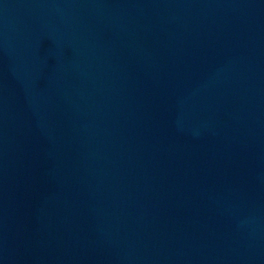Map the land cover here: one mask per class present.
<instances>
[{
	"label": "water",
	"instance_id": "water-1",
	"mask_svg": "<svg viewBox=\"0 0 264 264\" xmlns=\"http://www.w3.org/2000/svg\"><path fill=\"white\" fill-rule=\"evenodd\" d=\"M0 264H264V0H0Z\"/></svg>",
	"mask_w": 264,
	"mask_h": 264
}]
</instances>
